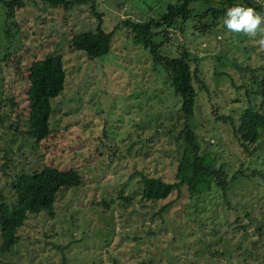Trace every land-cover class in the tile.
<instances>
[{"label": "rangeland", "instance_id": "rangeland-1", "mask_svg": "<svg viewBox=\"0 0 264 264\" xmlns=\"http://www.w3.org/2000/svg\"><path fill=\"white\" fill-rule=\"evenodd\" d=\"M91 1L105 31L125 16L157 17L174 2ZM224 19L201 32H191L187 21L182 28L176 19L160 31L166 30L169 41L161 33L156 37L160 51L173 55L184 42L190 65L198 60L204 87L194 82V113L186 118L166 74L125 27L114 29L102 55L88 58L69 46L72 33L95 26L89 0L66 8L24 0L12 11L0 4V193L8 186L4 172L49 164L81 174L76 187L58 191L52 214L29 215L17 241L0 251V264H264V179L238 176L223 191L212 184L201 194H189L182 184L161 199L141 197V174L174 180L179 130L185 125L206 148L218 150L217 161L226 169L264 167V129L259 150L248 153L227 119H215L217 112L227 114L245 103L235 99L241 89L233 85L247 73L244 66L264 61L261 36L231 33ZM199 22L209 24L210 18ZM55 51L61 55L64 86L51 99L48 136L35 142L21 133L27 124L21 75L32 59ZM4 53L19 59L15 80L13 67L1 60ZM256 102L264 111V99Z\"/></svg>", "mask_w": 264, "mask_h": 264}, {"label": "trees", "instance_id": "trees-1", "mask_svg": "<svg viewBox=\"0 0 264 264\" xmlns=\"http://www.w3.org/2000/svg\"><path fill=\"white\" fill-rule=\"evenodd\" d=\"M88 0H41L44 4L66 8L74 3ZM2 7L8 10L19 9L24 0H0ZM89 5L96 17V23L92 30H80L70 35L68 44L71 48L83 51L88 58L102 55L109 50L111 36L114 29L123 26L129 31L133 42H139L147 49V55L152 64L160 67L166 74L168 84L173 93L180 97V110L184 117L193 115V107L196 103L197 90L194 82L203 85L199 76L197 58L194 57V65H190V53L187 44L179 43L173 55L160 51L161 39L169 41L165 33L166 28L173 25L176 19L190 22V31H205L219 17L224 18L226 10L233 6L251 7L260 15H264V0H174L167 3L163 12L157 17L131 18L125 16L114 24L112 29L105 31L101 26V12L95 9L94 3L89 0ZM196 15L198 20H193ZM210 18V23H200L201 18ZM175 25L176 27H181ZM162 28V29H163ZM162 37L157 40L158 34ZM176 47V46H175ZM1 60L7 66H12V78L15 80L19 72L18 57L10 54L2 56ZM239 68L241 66H238ZM243 67V66H242ZM241 67V68H242ZM246 70L239 84L233 85L234 89H241L236 93V100L244 99L245 103L237 107L232 113L215 114L216 107L213 103L212 112L215 119L225 121L227 119L233 137L241 147L250 152L259 150L257 139L261 129H264V111L255 99H264V61L257 67L244 66ZM26 98V127L25 132L35 142L48 136L50 132L49 119L52 110L51 99L58 95L64 86L65 71L62 66L59 52H48L43 57L32 59L25 74ZM211 109V108H210ZM16 120L19 117L16 116ZM182 139L180 154L176 157L174 180L167 181L159 176L141 174V197L147 200L161 199L168 195L172 189H178L182 184L186 186L189 194H201L214 184L221 191L227 184L238 176L247 178L260 177L264 179V167L261 169L248 168L246 166L226 169L223 161H217L215 153L218 151L206 148L198 139L196 132L189 126H183L179 130ZM249 146V147H248ZM101 151V149H99ZM264 165V154H262ZM7 180V188L0 193V251L8 250L18 238V229L24 225L29 215L38 212H53V202L58 191L65 187H76L81 180L80 172L73 167L59 169L49 164L39 165L30 171L16 173L4 172Z\"/></svg>", "mask_w": 264, "mask_h": 264}, {"label": "clouds", "instance_id": "clouds-1", "mask_svg": "<svg viewBox=\"0 0 264 264\" xmlns=\"http://www.w3.org/2000/svg\"><path fill=\"white\" fill-rule=\"evenodd\" d=\"M224 25L231 33L249 37L261 36L259 46L264 49V16L251 7L233 6L226 10Z\"/></svg>", "mask_w": 264, "mask_h": 264}]
</instances>
